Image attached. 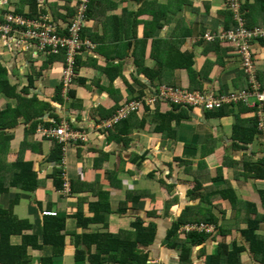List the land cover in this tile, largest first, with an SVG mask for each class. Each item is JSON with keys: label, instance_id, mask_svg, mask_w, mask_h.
<instances>
[{"label": "crops", "instance_id": "crops-1", "mask_svg": "<svg viewBox=\"0 0 264 264\" xmlns=\"http://www.w3.org/2000/svg\"><path fill=\"white\" fill-rule=\"evenodd\" d=\"M48 1L58 9L51 11ZM232 1L93 0L81 34L92 47L78 55L74 84L67 91L63 88L66 52L50 57L34 46H17L18 36L11 45L0 39V66L13 89L3 88L7 94L0 91V112L8 110L0 122V140L8 146L0 148V188H8L0 194V207L20 229L25 228L10 237V244L20 247L27 242L28 264H118L111 258L123 264H181L182 246L169 248L167 235L186 209L199 207L217 222L205 224L214 230L205 233L209 239L204 244L190 249L188 264H228V255L236 249H241L237 264H262L243 235L249 223L246 213L251 220L257 215L243 203L256 207L261 217L257 237L264 239V180L246 169L249 163L261 167L264 134L257 133L245 146L234 144V128L239 131L252 124L254 107L237 103L210 110L158 101L130 116L123 134L98 128L113 106L135 101L138 94L153 95L161 86L215 96L246 90L254 78L264 91V81L259 82L264 79V38L249 42L253 76L242 69L238 44L203 38L207 32L238 28ZM236 1L243 26L264 29V0ZM19 2L0 0V17L14 13ZM41 3L49 17L58 14L60 23L67 24L74 14L75 0ZM188 53L193 54L191 71L165 62ZM152 70L158 71L160 82L149 80ZM15 93L28 101L16 116L9 108L18 109L11 95ZM57 123L91 134L88 142L70 144L63 154L64 174L75 187L69 197L56 185L60 174L54 173L60 168L47 161L53 142L40 132ZM22 155L32 163L40 182L35 189L27 188L28 181L12 168ZM226 182L237 193L241 209L222 198L230 188ZM105 192L109 198L101 205L99 194ZM50 217L64 220L65 227L47 240L43 231L45 218ZM195 218L192 213L180 233L195 224ZM136 229L140 241L149 245L137 242L133 248L135 241L129 240L125 254L118 249L98 257L96 236L136 235ZM222 247L227 251L221 253Z\"/></svg>", "mask_w": 264, "mask_h": 264}, {"label": "trees", "instance_id": "trees-1", "mask_svg": "<svg viewBox=\"0 0 264 264\" xmlns=\"http://www.w3.org/2000/svg\"><path fill=\"white\" fill-rule=\"evenodd\" d=\"M41 1L42 0H20V2L14 6L15 7L14 13H11V14L24 16V17L32 18V19H40L42 16H48L49 13H48V11H46V8L41 3ZM92 2H93V0H92ZM92 2L89 5V10L94 5V4H92ZM47 5L51 11H53L54 8H55V10L58 9L56 7L57 6L56 3H50L48 1ZM89 10H88V17L90 19V11ZM57 12H58V10H57ZM53 16L55 18L51 17V16L49 18L53 22L59 23L57 21L58 14H56V12L55 13L53 12ZM206 34H204V36H203L204 39H206L205 38ZM61 52H65V50L62 49ZM52 56H54V55H51L50 57H52ZM78 57L79 56H77L75 72L77 70V65H79ZM180 57H181L180 59L172 57L169 61H165V62H167L168 65H171L172 63H174L176 66L177 65L182 66V68L188 69L191 71V68H192L193 63H194L193 54L188 53L186 55H181ZM59 58H60V56H59ZM242 69H244V68L242 67ZM245 73H246V71H245ZM6 76H7V72L0 66V91L7 94V91L3 88H6L8 90V92H9V90L12 91L13 89H11L8 86ZM147 77L151 81H153L154 79H158L160 82V78L158 77V71L152 70ZM191 79H194V78L191 77ZM262 80L264 81V79L261 77L259 82ZM263 89H264V87H263ZM9 94L10 93H8V95ZM11 95H13L17 99V102H18V109H12L9 106L10 111H11V115L15 114V116H16V115H18V110H21L20 109L21 105L24 103H27L28 101H25V98L21 97V95H19V94L15 93V94H11ZM138 95H136L135 101H139L142 99L140 97L141 95H139V96ZM159 101H161V100H159ZM58 102L60 104L62 101H58ZM117 102H118V100H117ZM129 102H131V101H129ZM170 104H172V103H170ZM242 104H244V103H242ZM116 105L113 106L111 108L110 112L105 114L107 116L104 115V117H106L108 119L111 116H113L114 113L117 111V109L120 106L119 104H118V106H116ZM178 105L188 106V105H183V104H174V106H178ZM149 106H151V105H148V107ZM188 107H191V106H188ZM45 108H49V107L47 106ZM221 108L210 109V110H218ZM253 110H256V108H253ZM134 113H132L128 117L122 119V121H120L118 124L112 126L108 130L112 129V130H115L117 132L119 131L120 134H123L124 127L128 126L129 117L132 116ZM6 114H8V110H4V111L0 112V122H1V118H2V120H4V118L2 116H7ZM25 114H27V113H25ZM18 117L19 116L15 117V119H14L15 122L18 121ZM161 117H162V119H164V120L167 119L166 121H169L168 116L166 117L165 115H161ZM106 118H104V120ZM156 119H157V117H156ZM30 121H31V119H29V122ZM259 124H260V121L258 119V115L255 113V117L252 118V124L250 126H245L241 129H239L240 133L238 130L236 131V127H235L234 128V136H235L234 137V144L238 145V146H245L246 144H250L253 142L254 137L256 136L257 133L258 134H260V133L264 134V130L259 127ZM234 125H236V123ZM58 126H59L58 123L54 125V127H58ZM157 126H159V125H157ZM239 126H240V123H239ZM74 130L79 131L77 129H74ZM1 133L2 132L0 131V135H1ZM0 139H1V136H0ZM7 141H8V139H7ZM52 142H53L52 150H51L50 155L47 158V161L49 163L56 164L57 167L60 168L59 170L55 169L54 174H58V173L60 174V178L56 177L58 179L56 181V185L59 188H61V190H62V187L64 185L63 176H64V172H65V170H64L65 168L62 165L63 154H64L63 145H61L56 139H53ZM7 147L8 146L6 145V143L1 142V140H0V148H7ZM24 148H25V146L20 147L19 155L23 154ZM0 153H2V152H0ZM1 161H2V159L0 158V163H1ZM8 167H10V166H8ZM12 168H14V170H16L17 172L21 173L18 176V177L21 176L20 179H25L26 181H28L27 186H26L27 188L35 189L36 187L39 186L40 182H39V180H36L37 176H36V172L34 171V167H33L32 163L31 162H25L23 155L21 156V158H19L17 163H15L12 166ZM246 169L249 170V172H250V173H248L249 175H253L256 178L264 180V160H262L260 168H258V166H255L254 164L249 163V164H247ZM16 181H18L17 178H16ZM32 181H33V183H32ZM12 183L15 184L16 182L13 181ZM30 184H31V186H30ZM226 184H227V187H230V188L226 189L224 191V193L221 194L222 198H227L228 200H230L234 209H238V208L241 209L240 208L241 205L238 207V201H237L238 195H237V193H235V190L233 188H231V184L229 182H226ZM20 185H22V184H19V186ZM2 186L5 187V184L3 183ZM21 187L24 189L23 185ZM74 189H75V187L72 186V191ZM7 190H8V188H0V194L7 191ZM99 195H100L99 201L101 202L100 204L103 205V202H104L103 199L104 198L108 199L109 194L105 192V193H100ZM203 198H204V196L202 195V199ZM261 198H262V202L264 205V192L261 193ZM222 201H223V199H222ZM243 204H244V206H246V209L247 208L249 209V212L253 216H255L254 213H256V215H257V219L254 218V220H251L252 216L251 217H250V215L247 216L248 213H246L245 217L249 221V223L247 224V227H246L247 229L243 232V235L246 237V240H247L248 244L250 245V249L252 250V253L257 257L258 260H260L262 262V264H264V254H263L264 253V239H260L259 237H257V232L259 231V228H260V223H261L260 218L261 217L258 215V213H257L258 211L256 210V207L254 206V204H252V203L249 204L247 202H244ZM236 206H237V208H236ZM101 208L102 207L97 209V213L100 211ZM197 209H199V211ZM197 209L196 208L186 209L182 213L180 220L173 226V228L168 232V235H167V238L169 241V244H168L169 248L176 249L179 246H182V251H181V255H180L181 264H188L189 263V253H190V249L192 247L200 246V245L204 244L209 239V235H206L205 233H185L184 232L183 235L179 234L180 229H182L181 227L184 225V223L186 224V223L190 222L188 220L190 215L192 213H196V218L194 219L193 222H195V224H197V225L208 224V223L215 224V222H217L215 220V218L211 217L210 215H207V214L200 212L201 207H199ZM244 212H245V210H244ZM52 215H54V214H52ZM80 222H81L80 225H82L83 222L81 220H80ZM64 227H65L64 220H62V219L54 218V217L45 218L43 235L48 240L49 235H52L51 233L60 234V232L64 229ZM21 228L22 229H20L18 224L14 223L10 219V217L8 216V213L0 207V252H2L4 255V256H2V255L0 256V261L2 262V264H28L29 263V258L27 256V252H26V246L24 245L27 242L24 241L23 245L20 247H14L10 244V237L15 233H22V231L25 229L24 227H21ZM142 231H141V233H142ZM139 235H140V231H139V229H136V235L134 233L120 232L119 234L114 235V236H111V235L96 236V238H95L96 239V245L100 251V254H98V257L100 258V256H102L103 254H109L110 255L111 252L117 253L118 249L122 250L121 251L122 254H125L126 251L128 250V248L125 247L124 245H126V243H128L129 240H133V242L135 241L133 243V245H131L133 248L135 247L137 242L142 243L143 245H149L150 244L149 241L147 244L141 242L140 239L138 238ZM99 244H101L100 248H99ZM220 249H221V253H222V250L225 249V251H227L228 247H222ZM239 253H241V249H236L234 251V253L230 252V255H228L230 257L228 264H237V255ZM220 259H221V256H219L218 260H220ZM110 260H116L115 261L116 263L123 264V263H121L120 260H117L114 258H111Z\"/></svg>", "mask_w": 264, "mask_h": 264}, {"label": "built area", "instance_id": "built-area-1", "mask_svg": "<svg viewBox=\"0 0 264 264\" xmlns=\"http://www.w3.org/2000/svg\"><path fill=\"white\" fill-rule=\"evenodd\" d=\"M92 0H75L74 14L68 24L53 22L49 16L40 19H32L24 16L7 15L4 22L0 21V39L7 45L14 44L18 36L20 41L17 46L23 45L29 49L34 46L39 54L45 56L57 55L61 50L66 52V61L63 68V88L67 91L74 84L75 67L77 56L85 47H92L90 42L82 40L81 34L89 20L88 10ZM236 14L238 28L226 30L219 34L206 35L207 40L218 38L222 41L233 42L239 45L238 53L242 59V66L250 76L255 73L252 60L250 41L254 38H264V29L256 28L247 30L242 23L238 13L239 6L236 0L231 3ZM66 33H62L63 31ZM250 87L240 92L227 93L225 95L207 96L200 92H189L187 90L161 86L153 95L143 97L140 101L124 102L113 116L101 121L98 128H110L118 124L122 119L138 110L142 105H151L158 100L173 103H183L193 106H204L207 108L221 107L225 103L244 102L250 106H257L260 127L264 129V91H260V85L251 78ZM42 133L48 137L59 140L60 143L86 141L87 134L73 131L68 125L62 124L56 129L41 128ZM64 185L62 193L70 195L71 183L64 174ZM197 224L187 225L185 233H212L213 228Z\"/></svg>", "mask_w": 264, "mask_h": 264}, {"label": "bare ground", "instance_id": "bare-ground-1", "mask_svg": "<svg viewBox=\"0 0 264 264\" xmlns=\"http://www.w3.org/2000/svg\"><path fill=\"white\" fill-rule=\"evenodd\" d=\"M43 4V3H42ZM7 15H14V14H11V13H7V14H5L3 17H0V21L1 22H4V18L7 16ZM17 16V15H16ZM19 16V15H18ZM223 32V31H222ZM208 34H210V35H212V34H219V33H212V32H208L206 35H208ZM205 38H206V36H205ZM216 39H218V38H215V39H213V40H216ZM206 40H207V38H206ZM213 40H207V41H213ZM233 43V42H232ZM243 67V66H242ZM171 87V86H170ZM176 88V87H175ZM232 93V92H231ZM225 94H227V93H224V94H221V95H225ZM159 101V100H158ZM157 101V102H158ZM161 101H163V100H161ZM164 102H167V101H164ZM155 103V102H154ZM168 103H172V104H183V103H173V102H168ZM239 103H244V102H239ZM230 104H237V103H225V104H223L221 107H223V106H225V105H230ZM244 104H246V103H244ZM152 105V104H151ZM183 105H188V104H183ZM246 105H248V104H246ZM143 106H148V105H142V107ZM188 106H193V105H188ZM250 106V105H249ZM199 107H202V108H207V107H204V106H199ZM221 107H217V108H221ZM251 107H254V108H256V114L258 115V108H257V106H251ZM141 108V107H140ZM139 108V109H140ZM217 108H207V109H217ZM138 109V110H139ZM264 110V109H263ZM137 111V110H136ZM135 111V112H136ZM134 113V112H133ZM132 114V113H131ZM130 114V115H131ZM258 119H259V116H258ZM260 121V120H259ZM59 127H61V126H58V127H56V128H59ZM70 127V126H69ZM259 127H260V125H259ZM55 127H50V128H47V129H56ZM71 128V127H70ZM261 128V127H260ZM73 131H76V130H74L73 128H71ZM263 129V128H262ZM264 130V129H263ZM40 132H41V134H43L42 133V131L40 130ZM79 132H81V131H79ZM82 133H85V134H87V140L86 141H78V142H68V143H66V144H63V143H60L59 142V140L58 139H56V138H53V137H48V136H46V135H44L45 137H47V138H49V139H51V140H53V139H56L61 145H63V152H66V147L68 146V145H77V144H79V143H86V142H88L89 140H90V136H91V134L90 133H88V132H82ZM63 165H64V162L62 163ZM65 170V169H64ZM182 233H184V229H183V231H182Z\"/></svg>", "mask_w": 264, "mask_h": 264}, {"label": "clouds", "instance_id": "clouds-1", "mask_svg": "<svg viewBox=\"0 0 264 264\" xmlns=\"http://www.w3.org/2000/svg\"><path fill=\"white\" fill-rule=\"evenodd\" d=\"M64 178V177H63ZM69 179V178H68ZM64 181V180H63ZM70 183H71V181H70ZM62 189H63V187H62ZM61 192H62V190H61ZM65 197H69V196H71V194H72V184H71V193H70V195H66V194H64V193H62Z\"/></svg>", "mask_w": 264, "mask_h": 264}, {"label": "rangeland", "instance_id": "rangeland-1", "mask_svg": "<svg viewBox=\"0 0 264 264\" xmlns=\"http://www.w3.org/2000/svg\"><path fill=\"white\" fill-rule=\"evenodd\" d=\"M61 2V1H60ZM205 224H203L202 226H204ZM206 226V225H205ZM211 228V227H210ZM180 234H182V233H180Z\"/></svg>", "mask_w": 264, "mask_h": 264}]
</instances>
